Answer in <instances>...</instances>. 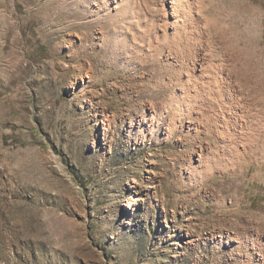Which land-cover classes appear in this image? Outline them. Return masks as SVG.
<instances>
[{"label": "rangeland", "instance_id": "1", "mask_svg": "<svg viewBox=\"0 0 264 264\" xmlns=\"http://www.w3.org/2000/svg\"><path fill=\"white\" fill-rule=\"evenodd\" d=\"M171 1L0 0V264H264V0Z\"/></svg>", "mask_w": 264, "mask_h": 264}, {"label": "bare ground", "instance_id": "2", "mask_svg": "<svg viewBox=\"0 0 264 264\" xmlns=\"http://www.w3.org/2000/svg\"><path fill=\"white\" fill-rule=\"evenodd\" d=\"M173 4H172V6H174L173 8H175V7H177V6H179V5H177V1H175V0H172L171 1ZM179 2V1H178ZM186 8V7H185ZM157 45V44H156ZM165 48V47H164ZM175 50V49H174ZM149 53V52H148ZM188 66V65H187ZM190 66V65H189ZM189 66H188V68H189ZM199 66H202L201 64H199ZM195 67V66H194ZM187 68V69H188ZM196 68V67H195ZM190 69V68H189ZM199 69H200V67H199ZM202 69V68H201ZM203 71V70H202ZM201 74V73H200ZM218 75V74H217ZM221 75V74H220ZM202 76V75H201ZM188 78V77H187ZM198 78V77H197ZM213 78V77H212ZM220 79V78H219ZM236 80V79H235ZM201 81V80H200ZM164 82V81H163ZM177 87V86H176ZM196 88V87H195ZM238 90H235V92H237ZM235 95H236V93H235ZM200 96V95H199ZM232 96V95H231ZM236 97V96H235ZM231 99V98H230ZM151 102V101H150ZM199 102V101H198ZM223 103V107L222 108H224L225 107V105H227L226 104V102H224V101H222ZM193 103V102H192ZM191 104V103H190ZM221 104V103H220ZM192 106L191 107H193V109H199V104H197V102L195 101L193 104H191ZM189 106V105H188ZM149 107V106H148ZM226 108V107H225ZM155 109V108H154ZM200 110V109H199ZM178 112V111H177ZM182 113V112H181ZM198 113V112H197ZM223 115V114H222ZM202 149V148H201ZM201 154V153H200ZM200 156V155H199ZM190 158V157H189ZM203 160V159H202ZM253 227V226H252ZM262 236H264V234H262ZM259 237H255V238H253V237H251V243H252V248L253 249H258V254L262 257V260H264V246H261V243L259 242ZM254 257H251L250 258V260L251 261H254ZM255 264H260V261H258V258H256L255 259Z\"/></svg>", "mask_w": 264, "mask_h": 264}]
</instances>
